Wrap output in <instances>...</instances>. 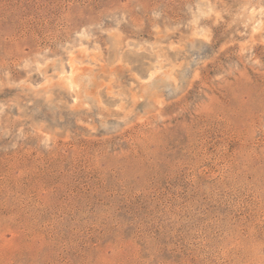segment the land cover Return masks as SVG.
Returning a JSON list of instances; mask_svg holds the SVG:
<instances>
[{"label": "rangeland", "instance_id": "1", "mask_svg": "<svg viewBox=\"0 0 264 264\" xmlns=\"http://www.w3.org/2000/svg\"><path fill=\"white\" fill-rule=\"evenodd\" d=\"M0 264H264V0H0Z\"/></svg>", "mask_w": 264, "mask_h": 264}, {"label": "bare ground", "instance_id": "2", "mask_svg": "<svg viewBox=\"0 0 264 264\" xmlns=\"http://www.w3.org/2000/svg\"><path fill=\"white\" fill-rule=\"evenodd\" d=\"M71 58V57H70ZM70 61H72V60H70ZM75 64V63H74ZM70 71L68 70V73H69V76H68V80H69V82H70V84L71 85H73V84H76L77 82H75V80H74V73L76 72V70H75V68L73 67V63H71V65H70ZM64 73V72H63ZM75 76H77V74L75 75ZM67 77V76H66ZM65 77V78H66ZM49 78V77H48ZM173 78V77H172ZM67 80V79H66ZM77 80V79H76ZM79 83V82H78ZM67 84H69V83H67ZM71 85H69L70 87H71ZM74 86V85H73Z\"/></svg>", "mask_w": 264, "mask_h": 264}]
</instances>
